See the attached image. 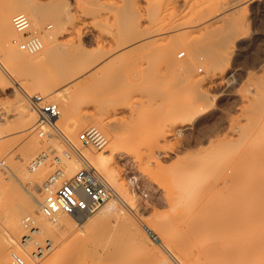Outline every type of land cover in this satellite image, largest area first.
I'll return each instance as SVG.
<instances>
[{
	"label": "rangeland",
	"instance_id": "1",
	"mask_svg": "<svg viewBox=\"0 0 264 264\" xmlns=\"http://www.w3.org/2000/svg\"><path fill=\"white\" fill-rule=\"evenodd\" d=\"M22 1L25 0H0V9L8 3L18 7L10 22V28L13 29L10 32L13 33L4 35L0 28V219L3 214L7 215L5 212L14 185H17L20 192L17 198H23L20 196L24 193L23 196L31 194L29 196L34 199V191H43L39 184H44L51 173L61 169V165L57 164L59 159L64 163L63 169H71L68 171L71 175L85 164L78 157L80 152L82 158L85 156L89 163L96 166L122 199L116 202L106 223L121 221L129 225L131 234L135 235L134 239L148 246L149 249L145 250L140 241L135 240L139 247L142 246L143 252L149 255V250H152L161 261H168L161 262L155 258V264H170L171 261L176 264L177 257L195 264L196 255H203L204 258L205 252L199 255L195 254V249H191L185 253L176 244L165 246L164 241L161 242L162 232L154 225L167 220L179 209L193 212L202 203L211 208L219 203L221 207L229 206L233 197L225 195L226 189L220 188L223 179L229 180L227 186L242 191V206L252 207L257 198L252 193H244L248 189L245 180L232 182L231 177L242 179L258 173L264 174V0H179L175 5L178 12L176 19L182 17L185 20L181 18L182 21H188L186 23L190 25L186 30L183 29L185 32L180 30L177 34L163 38V43L169 42L164 49L165 54H162L161 48L155 52L158 48L155 49L153 42L151 46L148 44L150 47L146 44V49L142 46L139 48L141 51L134 49L128 53L124 41L129 39V32L125 29L126 23H121L124 24L122 28L118 14L123 6L121 0H26L42 10L43 16L38 23H34L29 12L21 8ZM143 1L141 4H144ZM231 1L233 4L229 3ZM65 9L70 11L69 18L61 17L57 20L49 15ZM19 12L26 13L35 31L28 27L22 32L17 28L14 17ZM72 24L76 27L74 31L70 28ZM29 33L37 34L43 43L45 38L54 34L60 44L53 56L41 64L27 68L16 66L7 58L8 39H15V45L19 47L18 43ZM136 55L140 58L135 62L138 68L132 63L133 60L130 61ZM137 56L134 60L138 59ZM125 67L127 71L130 68L131 76L123 70ZM88 69L94 73L90 77L86 76ZM118 71H121V75ZM114 76H118V81ZM21 82L33 88H37L39 83L48 84L51 93L44 96H48V101L55 102L61 112L63 100L69 99L71 114L62 117L61 113L58 122L72 129L69 130L72 135H67L71 138L74 136L78 147L67 141L57 128L50 127L45 120L36 128L21 123L18 114H21L22 103L27 102L30 108H35V98L27 95ZM113 86L117 89H113ZM135 89L142 93L134 92ZM38 93L35 89L32 95ZM93 125L101 129L108 139L103 149L84 146L79 140L80 132ZM115 132L117 136L123 134L119 137L121 140L114 136ZM40 155L43 156L42 160L45 158V162L39 164L38 161L35 166H31V161ZM94 156L104 157L105 169L97 166ZM15 164L18 166L16 172L13 170ZM110 176L116 182L111 181ZM39 181L37 188L32 187L31 183L37 184ZM209 185L211 189L205 191ZM201 186L204 195L201 194ZM196 187L198 189L194 192ZM190 190L195 193V199L201 201L196 199L199 202L195 204L198 205L185 201V195ZM113 199L116 197L109 201ZM104 205L106 203L92 214L77 219L67 233L65 230L54 231V236L46 234L43 238L42 235L34 234L36 228L24 224L25 217H36L38 226L57 222L26 212L20 220L24 228L22 237L31 240L34 236L40 240L33 251L48 247V244L49 247L54 246L43 257L35 258L33 252L36 263L45 264L59 252L58 255L62 257L68 244L67 252L71 250L70 247L88 249V245L89 249L95 250L96 245L103 240L95 245L97 239L93 238L88 222ZM1 220L0 230L8 226H5L8 220ZM182 227L184 231L185 227ZM7 233L4 231L3 237L9 243L6 257L11 264L10 251L20 236L10 237ZM58 234L64 237L59 238ZM70 237L74 245L66 241H70ZM45 238L48 243L44 241ZM89 239L90 242H87ZM75 244L79 246L76 248ZM166 251L175 259L170 256L171 260ZM140 252L138 254L141 255ZM149 256L147 258L152 259ZM88 261L93 260L88 258Z\"/></svg>",
	"mask_w": 264,
	"mask_h": 264
},
{
	"label": "bare ground",
	"instance_id": "2",
	"mask_svg": "<svg viewBox=\"0 0 264 264\" xmlns=\"http://www.w3.org/2000/svg\"><path fill=\"white\" fill-rule=\"evenodd\" d=\"M121 1L123 2L122 3L123 6H121V8L119 9L120 11L118 13L119 19H120V24L126 23L127 27L125 26L126 27L125 29H126V32L127 31L129 32V35L127 36V37H129V39L124 41L126 43L125 45H127V47L124 46L123 44L122 45L124 47H126V49L128 48L127 49L128 53H129V51H132L134 49L140 50L139 49L140 47L145 46L146 44L148 45L149 43H150L149 45L151 46V42H153V43H155V45L160 46V47L159 46L157 47L154 45L155 49L158 48L157 50H155V52L158 51L159 48H161V49L163 48L162 50L160 49V51L162 52V54H165L164 52L166 50H164V49H166L167 48L166 45L169 44V42L163 43L164 42L163 40H165L167 38L166 36L167 35L170 36L171 34L174 35V33H176V32L179 33L178 31H180V30L183 31V29L186 30V28L190 25V24L188 25L186 23L188 21L183 22L182 17H179L181 21L179 20V18L176 19L178 17V14H176V13H178V12H176V10H175V5H176V2H178L179 0H145V2L143 0H121ZM142 1L144 2V4H141ZM235 2H237V1H235ZM229 3H232V1ZM120 5H121V3H120ZM17 8H16V5L14 3H8L0 9V19H1V27L0 28L3 31L4 35L5 34L7 35V33L9 35L11 33L10 31L11 30L13 31V29L10 28V22H12L11 21L12 14L15 12V10ZM21 8L24 11L29 12L34 23H38L42 19V16H43L42 10L38 6L31 5L28 1L25 0V1H22ZM181 8H182V6H181ZM179 10H180V8H179ZM20 14H23L24 16L27 17V19H29V17L26 15V13L19 12V14H17V15H20ZM49 15H50V17H53L54 19L56 18L57 20H60L59 18H61V17H63L64 19L69 18L70 17V11L68 9H65V10H62V12H60V13H59V11H56V12L50 13ZM176 15H177V17H176ZM219 15H221V14H219ZM63 18H62V20H63ZM79 19L80 18H78V20ZM210 20L207 21L208 24H209ZM214 20H215V18H214ZM123 21H125V22H123ZM30 22L31 21H29V23H28V27L31 28L32 30H34L32 28V23L30 24ZM144 23H145V25H143ZM75 24L74 25L72 24L70 26V28H72L73 31L76 30V29H74V28H76ZM200 24L202 25L203 23H200ZM200 24L197 23L196 24L197 27H199ZM123 25H122V28L124 27ZM193 25H195V24H193ZM34 26H35V24H34ZM194 27H196V26H194ZM202 27H204V25ZM64 28H67V26L64 25ZM127 28H128V30H127ZM68 29H66V30H68ZM187 31L189 32V30H187ZM183 32H185V31H183ZM169 36H168V38H169ZM9 38H10V36H9ZM163 38H165V39H163ZM14 41L16 42L15 39L14 40L8 39V42L6 45V47H7L6 48L7 49V58H8V60L12 61V63L14 62V64H16V66L19 65L20 67H24V68L30 67V66L37 64V63L41 64L42 62H44L45 59L48 60L49 58H51L53 56L54 50L60 44V42L57 41L54 34L53 35L51 34L48 36V38H45L44 43L41 40L42 48L40 50H38L36 53H31L33 55H30V54H27L26 53L27 50L23 49L21 46V43L23 40L20 43H18V45L20 48H22L25 51H22V49L20 50L19 47H16L15 44L17 42L15 43ZM128 46H130L131 50H129ZM126 49H125V51H127ZM144 49H146V46ZM142 50H143V48H142ZM147 51H145V52H147ZM143 52H144V50H143ZM136 56L132 57L133 59L130 60V61H132V60L134 61V62L132 61V63H134V66L135 65L137 66V64H135V62L140 59L139 56H137L138 59L134 60V58H136ZM141 56L143 57V55H141ZM150 57L151 56H149V58ZM158 57H159V55H158ZM168 57L172 58L171 56H168ZM143 58L145 59V57H143ZM140 62L138 61V63H140ZM146 62H148V60ZM142 64H143V62H142ZM153 65H152V67H153ZM123 66H125V64ZM131 66H133V65L131 64ZM146 66H147V63H146ZM142 67H143V65H142ZM137 68H138V66H137ZM123 70L125 71L126 67ZM129 71H130V68L127 72H129ZM132 72H133V70H132ZM118 73L120 74L121 71L120 72L118 71ZM93 74L94 73L92 72V70L88 69L86 76L90 77V75H93ZM125 74H126V72H125ZM129 75L131 76V73ZM124 76H126V75H124ZM80 77L82 78V76H80ZM83 77L85 78V76H83ZM84 78H83V80L86 79V78L85 79ZM114 78H116V76H114ZM133 78H135V77H133ZM78 79H79V77H78ZM116 80L118 81V76H117ZM21 85L23 86V90L27 93V95H30L33 97L42 96L45 98L46 96H44V95L51 93V91H48L50 89L48 84L39 83L38 87L37 88L34 87V88L36 89V92H39L41 94L38 93V94H34V95H32V93L35 89L32 86L28 85V83H25V82H21ZM118 85H119V83H118ZM30 88H33L34 90L30 89ZM123 88H125V87H123ZM113 89H117V88L114 87ZM132 90H134V89H132ZM136 91H139V90L135 89L134 92H136ZM139 92L142 93L141 90ZM144 92H146V91L144 90ZM147 93H149V92H147ZM47 98H48V96H47ZM47 98H45V99L48 100L49 98L48 99ZM148 99L149 98H147V100ZM23 102H24V99H23ZM63 102H64L62 104L63 110H62V112H61V110H59L60 111L59 117L61 116V113H63L62 117L63 116L67 117L71 114L72 108H71V102L69 101V99L66 98L63 100ZM22 104H23V105H21L22 109L20 108L21 112L18 109L19 112L21 113V114H18V117H19V115L21 117V118H19L21 123L23 125L28 124L27 127H33V128L38 127L37 125H39V123H41L43 121V120H41V117L39 116L38 109L36 107L34 108L30 105L32 108L31 109L27 102L22 103ZM58 118L55 119L54 121L50 122V123L48 122V124H50V127L52 126V127L57 128L63 134L62 136L67 141L72 142L74 146L78 147L77 140L73 139L74 136L72 138L70 136H68L69 134L72 135L71 134L72 132L69 133V130H72V129H69V126H66L64 124L61 125L58 122ZM45 123H47V122H45ZM111 129H113V127ZM67 133H68V135H67ZM116 133L117 132L114 133V136H117ZM118 133H120V132H118ZM120 135H123V134H120ZM120 135L117 136L116 138L118 139L120 137ZM117 139H114V140L116 141ZM81 155H83V154L79 152L78 157L84 163H87L89 161V160H87L88 158H86L85 156L82 158ZM99 157L97 158V156H96V158H97L96 159L94 156L93 159L97 163V166L105 169L106 161L104 160V157H102V156H99ZM263 157H264V154H263ZM37 158H38V156L31 161V163H30L31 166L33 164L35 166V164L38 163V161L36 160ZM15 166H14L15 168H13V167L12 168L16 172V171H18V166L16 164H15ZM62 169H61V173H62L61 177L63 176V173H64V178H67L69 175H71L70 174L71 172H68L71 169H69V170H66L65 168H64L65 170L64 169L62 170ZM72 174H73V172H72ZM100 176L104 179V181L107 183V185L111 189V195L103 203V204L106 203V205H104V207H102V209H100L98 211L97 215L94 218H92L88 223H89V227L91 228L90 232L93 233V236H94L93 238H95V240L97 239V242L95 243V245L97 243H99L98 242L99 240L100 241L103 240V241L101 243H99V245L97 244L98 246L96 245L95 250L92 249L93 251L91 249H89L90 246L88 245V247H87L88 249H86V248L74 249V247H72V248L70 247L71 250H69L67 252V250L69 249L68 247L70 246V244H68L69 246L66 245L67 250L63 249L61 251V253H62L65 250L64 253H62V255H61L62 257H60V255H58L60 252L58 254L55 253L53 255L54 257L50 258L45 264H153V263L155 264V263H157V262L153 261V259H155V258L159 259V257H158V255L156 257L154 252L153 253L151 252L152 250H149V255L151 256L154 254L155 257L151 256L152 259H150V260L147 258V256H149V255H147L145 251H144L145 255L143 254L144 252H143V249L141 247L143 246V248L145 250H147L149 248H148V246H146L145 243L141 242L139 239L138 240L140 241L142 246L140 245L139 242H137V243L140 245V247L135 243L138 240L134 239L135 235L131 234V232H130L131 227H129V225L122 224V223H120L121 221L120 222L119 221H114V222L109 221L106 223V220L109 218V216H111L112 209L116 207V202L122 201V199L120 198V196H118L115 193L113 187L108 182V180L103 175L100 174ZM231 178L233 179V180H231L232 182L244 181V180L246 181V183L248 184L247 185L248 189L246 191H244V193H246V194L252 193L253 195H256V197H257V198H255V202H254L252 207L247 208V207L242 206V202H241V199L243 198L242 197L243 196L242 191H240L239 189L236 190L234 188L227 186L229 180L227 181V180L223 179L224 180L223 181L224 186L222 185V187H220V188L222 190L226 189L227 193L225 195H229V196L233 197V201L229 202L230 205L226 206V207H221L220 203H219V205L215 204L216 206L214 204H210V205L215 206L214 208H211V206L206 207V206H204L205 204L203 205V203H202V205L200 204L199 207L197 206L198 208L194 209L193 212H190L189 210H186L187 212H183L180 209L177 210L167 220L162 221V222L159 221L158 224H156L158 221L155 223L156 224V225H154L155 228L158 231L160 230L159 232H162V233H160L162 236V239H163L161 242L164 241L163 244L165 243V246H171V247H172V244H174V245L176 244V245H178V248H180V249L182 248L181 250H184L185 253L190 252L191 249H193V250L195 249V254H199V255L201 252H205L206 254H204V255H206V256L204 258H202L203 255L201 257H197V255H196V257L198 259H196V257H195V260H196L194 262L195 264H264V174L258 173L256 175L244 177L246 179H244V178L241 179V177H238V176L231 177ZM109 179H111V181H113V182H116V180H113L112 176H110ZM41 182H43V181H41ZM200 182H202V180L199 181L198 187H200V185H201ZM203 182H204V180H203ZM39 183H40V181L37 184L31 183V185H32V187L37 188ZM198 187H196V189L194 188L193 191L195 190L194 192H196ZM39 188H40V190H43V191H40V192L37 191L38 193L36 191H34V193L36 194L35 197L33 196L34 199L31 198L32 196L31 197L29 196L31 194H29V195L26 194L23 196L24 193L22 194V196H20L23 198L20 199V198H17V195L20 193V192H18L19 190H18L17 185L13 186V188L10 192V194H12V198L8 202L9 203L8 209L5 212V214L8 215V216L6 215L7 218L3 214L4 221H5V219H6V221L8 220V223L5 221L6 222L5 226L7 224H8V226L6 228H2L0 230V264H10L9 258L6 257L7 252H8V248H9V243L3 237L4 231L6 233L8 231L7 234L10 237L17 236V235L20 236L19 240L13 245L14 250L12 249L10 251L11 259L14 258V255H19L24 260L25 264H37L36 259H34V256L32 255L33 252L36 256L35 258H39V257H43L44 255H47L49 252H51V250L54 249V246L51 245V247H49L50 245L48 244L49 248L48 247H45V248L40 247L39 249H37V252H36V250L33 251V248L36 246V243L38 241L40 242V240L36 239L34 236L32 237L31 240H28V239L26 240V238L22 237L21 233L24 230V228H23L22 224L20 223V220L26 212H33L37 216H40L43 218L44 217L48 218L49 221H51V222H57L55 224L43 223L41 226H38L36 224V217H34L32 215H28L25 217L26 222L24 224L26 226H31V228H36L34 230V234L42 235V238L45 237L46 234H51V235L55 234L54 231L64 232L63 230H65V232L67 233V231H69L68 230L69 227L70 226L73 227L72 224H74L77 219L80 220V218L84 217L83 214H80V213L68 214V213H64V212H58L52 216H47L42 211V208H41V204H42V202H44V199L46 198L45 197V191L43 189L44 184L40 183ZM201 188H202V186H201ZM201 188H199V189H201ZM28 189H29V187H28ZM207 189H211V185H209L205 191H207ZM213 189H215V188H213ZM201 190L203 191V188ZM189 192L190 193H187L185 195V201L188 203L190 202V204L191 203L195 204V202L198 201L199 199L198 198H196L198 200L195 199L196 195L194 192H192L191 190ZM30 193H33V192L31 191ZM39 193L41 194V196L39 195ZM221 193H223V191ZM191 194L194 197L190 196ZM201 194L204 195V191ZM210 194H212L211 190H210ZM219 194H220V192L217 193V195H219ZM203 195H201V196L203 197ZM114 197H116V199L109 201ZM191 198L192 199L194 198L193 199L194 201ZM200 199H202V198L200 197ZM103 204L101 206H103ZM198 204H195V205H198ZM208 206H209V201H208ZM207 208H209V209H207ZM1 216H2V214H1ZM3 218H2V220L1 219L0 220L3 221ZM2 223H4V222H2ZM3 226L4 225L2 224V227ZM180 227H182V229H184V227H185V230L182 231ZM4 229H6V230H4ZM26 230L28 231L27 228H26ZM88 233L89 232H87V234ZM57 236H59V238H61V236L64 237V235H60V234H58ZM63 237H62V239L67 238V237H65V238H63ZM82 239H83V237H82ZM90 239L87 242H90ZM41 240H43V239H41ZM46 240H48V239L45 238L44 241L47 242ZM75 240H76V238H75ZM85 240H87V239L85 238ZM66 241L71 242V237H70V241L69 240H66ZM80 242L82 243L83 240ZM64 243H63V245H64ZM72 243L74 245V242H71V244ZM42 245L40 244V246H42ZM76 246H79V244L78 245L75 244V247ZM91 246L93 247L94 245L91 244ZM138 248H140V249L138 250ZM61 249H62V247H61ZM15 250H17V251H15ZM137 251L138 252L142 251V254L144 256H146L147 259L145 258V260H144V256L142 254L141 255L138 254ZM56 252H58L57 249H56ZM150 252L152 254H150ZM171 252H172V250H171ZM164 255L166 256L165 258H167V255L166 254H164ZM168 256L169 257L172 256L173 259H175L174 256L171 254L169 255V253H168ZM184 256H185V254H184ZM176 257H177V255H176ZM88 258L92 259L93 261H88ZM170 259H171V257H170ZM150 261H153V262H150ZM160 261H158V263ZM164 261L166 262V260H164ZM175 261H177L176 264H191L192 263V262L189 263L187 260H181L178 257H177V260L175 259ZM166 263H168V261ZM172 263L173 262L171 261L170 264H172ZM11 264H12V262H11Z\"/></svg>",
	"mask_w": 264,
	"mask_h": 264
},
{
	"label": "built area",
	"instance_id": "3",
	"mask_svg": "<svg viewBox=\"0 0 264 264\" xmlns=\"http://www.w3.org/2000/svg\"><path fill=\"white\" fill-rule=\"evenodd\" d=\"M14 21L20 31L25 32L28 28V19L23 14L15 16ZM21 46L30 53H36L42 48V42L37 34L29 33L25 35ZM34 98V105L38 109L41 120L50 123L59 117L60 111L55 102L48 101L42 96ZM79 139L84 146L97 149H103L108 143L103 131L94 125L82 130ZM42 157L38 156L36 159L39 164L45 162V158L42 160ZM58 161L57 164L61 165L62 169L64 163L60 159ZM61 169H56L44 182L46 198L41 208L47 216L58 212L88 215L95 212L110 197L111 189L93 164L89 162L83 164L67 178H64V173L61 177ZM13 259L12 264H25L19 255H14Z\"/></svg>",
	"mask_w": 264,
	"mask_h": 264
}]
</instances>
